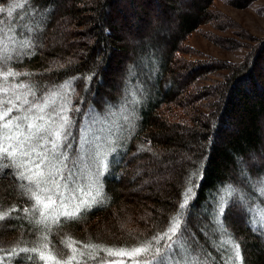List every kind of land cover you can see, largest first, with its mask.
<instances>
[{"label": "trees", "instance_id": "obj_1", "mask_svg": "<svg viewBox=\"0 0 264 264\" xmlns=\"http://www.w3.org/2000/svg\"><path fill=\"white\" fill-rule=\"evenodd\" d=\"M170 1L0 0V264H43L47 254L60 264H264V37L240 63L185 58L194 51L188 39L220 19L218 1L249 8L258 0H188L194 10L179 17ZM153 15L177 22L144 33ZM124 32L138 37L125 41ZM71 33L89 35L87 52ZM52 95L58 104L40 120L31 109ZM60 102L56 149L66 157L51 154L59 167L89 133L108 128V142L100 195L46 221L43 192L30 196L23 158L3 136L30 117V126H49ZM143 188L164 198L141 201ZM149 204L146 214L138 209ZM133 207L130 228L108 240L109 221Z\"/></svg>", "mask_w": 264, "mask_h": 264}, {"label": "rangeland", "instance_id": "obj_2", "mask_svg": "<svg viewBox=\"0 0 264 264\" xmlns=\"http://www.w3.org/2000/svg\"><path fill=\"white\" fill-rule=\"evenodd\" d=\"M190 1L175 0V8H177V10L174 12V15L179 17V13L193 11L194 9L190 6ZM170 2V0H163L165 6H169ZM215 10L220 12L218 13L220 19L214 25L202 27L200 33H194L188 39L187 45L194 49V55L189 54L185 56V58L188 60H193L203 55V57L206 58L240 63L248 53L250 45L257 41L256 38L260 39L264 37V0L256 1L249 8H238L227 5L223 1H218L215 4ZM152 11L154 14H156L158 10L157 8H153ZM176 22L177 19L172 16L164 20L161 15H159V17H155L153 15V19L150 21V25L144 30V33L159 26L163 28H172ZM66 24L67 23H65V26H67ZM69 26H72L71 21ZM87 36L89 35L71 33L68 39L73 40V47L77 51L83 53L87 52L89 49L87 41L90 39ZM137 37L138 35L133 37L132 35L127 36L125 32L123 33L124 40L128 42L133 43L131 38L135 39ZM2 39H5V37H2ZM1 41L2 40L0 38V43ZM242 44H244V47ZM236 46L238 48L233 49ZM195 52H197L196 54L199 55H195ZM53 96L55 95L47 97L45 102H42L40 106L32 108L31 110L36 111L35 113L31 111V113L39 117L40 120H45L47 109L53 104H58L57 97ZM61 107L62 104L60 102V109H57L56 115L53 114V120L47 121L49 126L34 124L31 125L32 127H30V117L26 123L16 126V130H14L15 127L10 129V131L5 133L3 136L5 139V144L7 146H16L14 151L23 158V160L21 159L18 161L20 169L22 170L20 175L24 178L27 185L26 187H30V196L34 197L35 192H43V196L39 197L38 201L41 207L44 209V216L46 218H43V216L41 217L46 221H56V219L58 220V217L73 215L80 208L89 205L94 198L100 195L99 184L97 181L100 171H97V167L99 164L101 166L103 163V147L105 146L104 144L108 142L106 136L109 132L108 128H106V134L102 133L100 134V137L94 138V136L89 133L85 139L86 142L83 144V147H81L79 150H74L75 157L73 156L72 161L67 165L59 167L58 165L60 164L58 163H61L66 155L63 154L60 149H53L49 139H56L55 132H57V128L59 127L58 122L64 123V120L61 116L64 112ZM116 113L117 112L112 111L110 114H108V116H115ZM51 154H54L56 158H60L59 160L61 162H58L59 160L53 159ZM38 159L43 163H41V165H44V169L46 168L45 171L43 168L40 171L38 166H34ZM182 159L184 160V157L181 158V160ZM16 171H18V167ZM27 172H29L30 175H28ZM100 173L102 175V172ZM25 176L27 177V180ZM34 182H36V185ZM142 183L143 181L141 183L138 182L140 185ZM141 191V201L148 199V202H154L156 198H164L162 195L163 193L160 190L148 192L145 188H143ZM130 192H133L132 189ZM141 201H139L140 204ZM149 205L150 206L141 209L138 207V209L143 214H146L150 209L152 210V207H155L152 204ZM125 210L126 211H124L121 215L120 221H117V217H113L111 219L112 221H109V227L105 234L108 240H111L109 237V231L112 233L113 230L119 229V227L123 229H129V226L133 223L127 214L129 213L132 215V212L135 213V208H126ZM143 210L147 211L144 213ZM141 222L145 224L146 218L143 217ZM221 243L226 244L227 242L221 238ZM43 264L60 263L52 259V256L47 254Z\"/></svg>", "mask_w": 264, "mask_h": 264}, {"label": "snow or ice", "instance_id": "obj_3", "mask_svg": "<svg viewBox=\"0 0 264 264\" xmlns=\"http://www.w3.org/2000/svg\"><path fill=\"white\" fill-rule=\"evenodd\" d=\"M0 119H3V116H0ZM4 127L7 128V127H9V125L8 124H5ZM30 127H32V126H30ZM60 136H61V133L59 131L55 132L56 140L51 141V145H52V148L53 149H55L57 147V141L59 140ZM69 147H70V145H69ZM7 151L8 150L5 149V153H7ZM8 171H11V169H9ZM186 203H187V201H185V204ZM185 204H180L179 205V208L183 209L185 207ZM224 212H225V209L222 208L221 209V214L223 215ZM179 228H180V222L179 221H176L173 224V226L169 229V233L171 234V236L176 235L177 230ZM171 236H169V239H171ZM144 251H145V249L138 248V249L135 250V254H139V253L144 252ZM121 254H123V253H117V255H121Z\"/></svg>", "mask_w": 264, "mask_h": 264}]
</instances>
